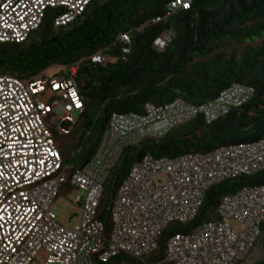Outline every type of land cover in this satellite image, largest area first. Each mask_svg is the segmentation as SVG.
I'll return each mask as SVG.
<instances>
[{"label": "built area", "instance_id": "2783aa9c", "mask_svg": "<svg viewBox=\"0 0 264 264\" xmlns=\"http://www.w3.org/2000/svg\"><path fill=\"white\" fill-rule=\"evenodd\" d=\"M93 1L0 0V44L26 42L48 11L55 28L66 27ZM189 4L171 1L164 18ZM171 38L165 31L152 45L163 49ZM115 41L126 61L129 34L119 33ZM103 50L58 65L51 76L0 74V264H239L264 225V185L224 195L216 220L170 235L162 259H147L166 230L197 218L211 187L264 169V139L176 158L145 155L114 194L108 230L99 213L105 184L126 148L158 140L198 115L210 124L248 102L254 89L233 84L200 105L176 98L146 103L141 113H111L95 152L69 171L56 137L73 130L85 107L77 82L83 60L99 66L113 61ZM61 196L80 205L79 222L71 228L52 209Z\"/></svg>", "mask_w": 264, "mask_h": 264}, {"label": "trees", "instance_id": "16d2710c", "mask_svg": "<svg viewBox=\"0 0 264 264\" xmlns=\"http://www.w3.org/2000/svg\"><path fill=\"white\" fill-rule=\"evenodd\" d=\"M171 1L94 0L76 21L58 28L53 25L52 11H48L26 42L0 44V74L21 77L103 49L113 58L106 66L87 59L80 65L77 82L86 98L85 107L73 130L56 137L69 171L95 152L111 113H141L146 103L163 104L176 98L200 105L233 84L254 89L248 102L210 124L198 115L158 140L145 139L126 148L105 184L99 217L107 230L114 194L131 166L143 156L176 158L264 139V41L256 47H245L240 54L235 49L226 52L229 45L264 37V0H190L187 9L164 18ZM157 18L161 20L153 22ZM165 31L172 32L170 42L163 49L153 47V41ZM119 33H128L131 39L126 61L121 60L123 45L115 41ZM67 138L70 147L64 144L63 149L61 142ZM257 185H264V169L211 187L197 218L186 226L166 230L150 261L162 259L170 235L188 233L216 220L221 197ZM255 264H264V260Z\"/></svg>", "mask_w": 264, "mask_h": 264}, {"label": "rangeland", "instance_id": "374dc122", "mask_svg": "<svg viewBox=\"0 0 264 264\" xmlns=\"http://www.w3.org/2000/svg\"><path fill=\"white\" fill-rule=\"evenodd\" d=\"M264 41V37L257 39L251 42H242L234 45H229L226 48V52L230 53L233 49L240 54L245 47L251 46L256 47L260 45ZM60 70L58 65H52L49 68L44 70V74L46 76H51L57 73ZM75 142V140H74ZM63 144V146H62ZM69 145L68 138L65 141L61 142V146L63 149H66L64 146ZM68 149V148H67ZM65 153V152H64ZM53 211L56 213L57 218L59 221L67 228H71L74 225L78 224L80 219V205H75L69 202L64 196L59 197L52 207ZM151 262V258L147 259ZM264 260V232H261L256 243L252 247V249L248 252L245 258L239 264H255ZM133 264V263H131Z\"/></svg>", "mask_w": 264, "mask_h": 264}]
</instances>
